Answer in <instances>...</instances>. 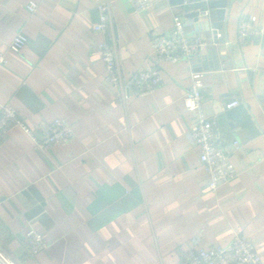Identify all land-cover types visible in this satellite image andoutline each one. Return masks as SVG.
I'll return each mask as SVG.
<instances>
[{
  "label": "crops",
  "instance_id": "obj_1",
  "mask_svg": "<svg viewBox=\"0 0 264 264\" xmlns=\"http://www.w3.org/2000/svg\"><path fill=\"white\" fill-rule=\"evenodd\" d=\"M28 1L0 0V104L11 103L39 139L55 117L73 137L39 151L16 125L0 135L5 255L16 264H180L187 249L242 233L264 263V33L237 37L240 18L264 27V0H225L216 33L209 0H150L139 12L129 0H107L101 34L91 25L104 0H35L34 12ZM193 11L200 15L188 17ZM176 14L208 42L198 61L162 62V82L146 95L104 81L100 40L115 46L127 78L153 63L151 33H167ZM19 32L28 43L16 53L7 45ZM194 73L204 114L237 171L215 191L188 136L196 115L183 97ZM29 227L49 243L34 255L23 241Z\"/></svg>",
  "mask_w": 264,
  "mask_h": 264
},
{
  "label": "built area",
  "instance_id": "obj_2",
  "mask_svg": "<svg viewBox=\"0 0 264 264\" xmlns=\"http://www.w3.org/2000/svg\"><path fill=\"white\" fill-rule=\"evenodd\" d=\"M134 11L146 10L150 6V0H129ZM38 3L29 0L25 8L36 11ZM98 12V20L92 23L91 28L96 33H104L106 25L110 22V2L107 0L95 4ZM186 21L179 14L173 16L171 29L164 34L152 32L150 47L153 55V63L138 68L129 77L125 78L119 64L116 48L106 40H100L97 48L104 65V81L120 91L132 90L137 95L152 93L162 82V62L178 63L185 61L194 64L198 61L208 42L198 34H188ZM264 33V27L255 24L250 17L240 18L237 23V37L240 41L260 37ZM28 43V37L23 33H17L8 43L7 48L13 52H20ZM5 53L0 51V64H6ZM202 80L199 73H194L190 84L184 94L183 101L186 108L196 115L195 123L190 127L188 136L190 142L199 148V158L203 170L209 180L207 187L215 191L217 187L230 181L236 176V168L229 160L228 155L217 143V133L213 121L209 120L203 111ZM239 103L234 99L227 107L236 106ZM11 125L20 127L34 141L39 151L50 149L55 144H65L73 137L70 123L63 118L55 117L43 125L44 136L37 138L33 131L19 117L17 109L11 103L0 104V135H5ZM23 241L28 245L31 254L48 248L49 243L43 235L32 227L25 232ZM0 264H16L14 260L5 255L0 249ZM180 264H264L256 251L253 243L242 233H235L232 240L226 245L196 246L187 249L182 254Z\"/></svg>",
  "mask_w": 264,
  "mask_h": 264
},
{
  "label": "water",
  "instance_id": "obj_3",
  "mask_svg": "<svg viewBox=\"0 0 264 264\" xmlns=\"http://www.w3.org/2000/svg\"><path fill=\"white\" fill-rule=\"evenodd\" d=\"M172 4H183L185 0H169ZM189 2H196L200 0H188ZM226 2L225 0H209V7L215 9L216 12V21L211 23V27L215 29V33L217 30L222 28V20L224 19V8ZM200 15V11H193L189 13L187 16L190 18H195ZM205 29H209V23H205Z\"/></svg>",
  "mask_w": 264,
  "mask_h": 264
}]
</instances>
